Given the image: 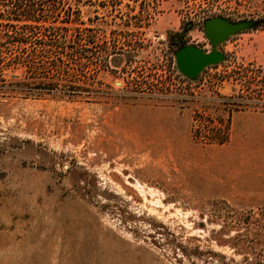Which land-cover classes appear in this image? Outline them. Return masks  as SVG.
<instances>
[{
	"label": "rangeland",
	"instance_id": "rangeland-1",
	"mask_svg": "<svg viewBox=\"0 0 264 264\" xmlns=\"http://www.w3.org/2000/svg\"><path fill=\"white\" fill-rule=\"evenodd\" d=\"M215 16L262 23L190 80ZM61 27L49 92L13 57ZM0 58V264H264V0H0Z\"/></svg>",
	"mask_w": 264,
	"mask_h": 264
},
{
	"label": "trees",
	"instance_id": "trees-1",
	"mask_svg": "<svg viewBox=\"0 0 264 264\" xmlns=\"http://www.w3.org/2000/svg\"><path fill=\"white\" fill-rule=\"evenodd\" d=\"M32 18L41 20L37 16ZM182 36V33H174L170 36V44L175 47V51L186 45ZM40 40L39 45H33L28 53L17 54L13 57L15 68H23L25 77L30 78L32 84H38V86L49 84L55 87L49 89V92H57L58 85L76 79L78 69L74 66L81 58L86 60L83 63L90 60V55L82 56L81 52L86 50V47L82 45V41L86 39L80 40L77 34H70L68 29L61 27L49 32L46 38ZM18 83L21 82L18 80ZM41 88L45 90V87Z\"/></svg>",
	"mask_w": 264,
	"mask_h": 264
},
{
	"label": "water",
	"instance_id": "water-1",
	"mask_svg": "<svg viewBox=\"0 0 264 264\" xmlns=\"http://www.w3.org/2000/svg\"><path fill=\"white\" fill-rule=\"evenodd\" d=\"M262 23L258 19L231 20L222 16L208 18L203 23L204 33L211 43L210 51H203L199 47L186 44L174 52L178 70L190 80L208 66L216 65L225 58L218 46L230 36L240 32L257 28Z\"/></svg>",
	"mask_w": 264,
	"mask_h": 264
}]
</instances>
